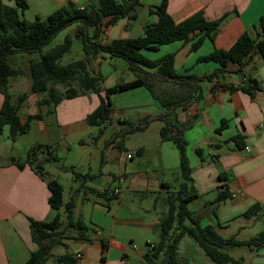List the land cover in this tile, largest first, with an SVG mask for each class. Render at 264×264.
I'll return each instance as SVG.
<instances>
[{"label": "crops", "instance_id": "1", "mask_svg": "<svg viewBox=\"0 0 264 264\" xmlns=\"http://www.w3.org/2000/svg\"><path fill=\"white\" fill-rule=\"evenodd\" d=\"M3 1L10 5L13 0ZM25 1L23 18L34 21L45 19L69 3L83 10L98 0ZM160 2L139 0L133 20L118 19L96 40L107 44L113 39L141 37L145 26L157 20L151 11ZM166 4L174 23L196 13H202L206 21H219L211 40L206 38L194 52L190 51L192 40L174 41L157 50H140V55L150 61L173 55L174 70L179 75L211 74L219 65L197 59L214 49H228L245 32L252 38L258 37L259 29L255 26L264 17V0H166ZM91 31L88 30L89 36ZM82 57L81 51L78 59ZM8 59L11 67L19 71L9 78L8 93L15 90L16 94H26L20 111L25 107L28 111L25 117L19 111L21 123L28 115L41 116L29 123L26 134H36L29 148L42 144L52 146L56 155L61 149L75 154L67 164L73 178L80 181L78 189L67 190L65 201L63 188V202L74 199L73 218L80 219L85 230L63 234V245L54 247L44 264H61L55 257L64 253L75 259V264H147L145 257L150 246L158 242L167 196L178 191L182 182L177 149L173 152L167 146L170 141L160 140L164 121L159 117L167 113L165 109L140 86L119 92L120 96L112 95L110 122L91 127L86 117L99 104L96 94L87 92L62 99L57 105L39 106L44 95L30 91L29 75V60L38 59V54L12 53ZM87 68L101 78L102 89L147 73L152 76L155 96L168 100L178 89L172 82L155 77L154 70L141 67L131 72L125 61L103 54L92 59ZM237 68V64L229 62L226 72L200 84L198 100L174 107L169 116L181 125L190 168L186 194L191 199L187 210L200 226H212L221 238L246 241L264 230V209L251 217L243 215L254 205L264 206V60L254 56L241 73L235 72ZM249 80H255L259 86L251 94L229 89L245 86ZM2 99L0 94V107ZM116 112L122 118H115ZM145 118L149 122L142 131L127 132ZM127 154L134 155L128 159ZM15 161L18 160L9 148L5 152L0 150V264H23L36 249L30 221L49 220L52 210L46 183L57 181L54 174H47L45 164L40 177L28 164L19 168ZM223 192L225 197L219 199ZM78 235L82 237L72 239ZM60 247L62 250L56 251ZM246 249L248 258L235 259H242L245 264H264V248ZM177 259L181 264H215L186 236L178 243ZM160 261L158 258L151 264Z\"/></svg>", "mask_w": 264, "mask_h": 264}, {"label": "trees", "instance_id": "2", "mask_svg": "<svg viewBox=\"0 0 264 264\" xmlns=\"http://www.w3.org/2000/svg\"><path fill=\"white\" fill-rule=\"evenodd\" d=\"M138 4L139 0H127L126 3L115 0H98L94 5L79 10L69 3L43 20L36 18L34 21H27L23 18V12L27 8L25 0H13L10 5L0 0V94L3 98L0 107V131L7 125L9 138L15 141L18 134L28 132L30 121L41 117L40 114L28 115L24 123L20 121L19 111L26 101V94L19 95L16 101L12 102L8 93L9 78L19 73L9 63L8 58L12 53L38 54V59L29 60V75L30 91L44 95L38 102L39 106L57 105L62 99L73 98L87 92L96 94L99 104L86 117V122L91 127L110 122L112 116L110 97L112 95L144 86L167 112L159 117L164 121V126L159 132L160 140L172 142L177 149L178 169L182 179L178 191L167 196V210L160 223L158 242L152 249H149L145 263L151 264L154 260L161 258L160 264H181L177 259L178 243L182 237L186 236L192 239L205 256L215 264H245L242 259L231 257L227 252L228 249L233 247H246L254 251L262 249L264 248V231L246 241H238L233 237L223 239L212 226H200L198 221L191 216L186 208L191 196L186 194V182L190 168L185 153V143L181 139V125L177 124L169 113L176 106L198 100L201 93L200 84L211 81L212 78H217L226 72L229 62L237 64L238 68L235 72L241 73L242 67L254 56H259L264 60V17L260 18L255 26L259 29L258 37L252 38L245 32L228 49H214L210 54L198 58L197 62L211 61L217 63L219 67L209 75L196 77L177 74L171 54L150 61L141 56L139 52L142 49L157 50L159 46L174 41L188 40H192L190 51H196L206 38L211 40V33L219 24V21H206L202 13H196L180 23H174L167 12L166 0H161L151 11L156 15L157 20L145 26L141 37L113 39L107 44H101L96 40L118 19L126 17L133 20L134 10ZM73 24H77L74 35L79 38L83 57L61 65L60 59L71 48V37L66 35L61 43L47 49L45 47L60 31ZM89 29L92 30L90 36L88 35ZM100 54L107 55L110 59L125 61L131 72L141 67L154 70L155 77L162 81L172 82L178 86V89L168 100L155 96L152 90V76L148 73L137 76L133 81L119 82L113 87L102 89L101 78L91 74L87 68L90 61ZM56 85L63 87L64 91L61 95H57L54 89ZM229 89L251 94L258 90L259 86L255 80H249L245 86H229ZM148 122L149 118H145L138 125L129 127L127 132L142 131ZM41 154L45 156L40 158ZM53 161H58L54 148L36 144L28 149L23 161H15V164L19 168L28 164L36 174L43 177L41 172L43 165ZM46 185L49 190L48 205L55 213L48 221H30L31 240L36 244V249L29 253L23 264L46 263L52 256L54 247L63 245L64 223L68 228L78 231V234L79 231L85 230L81 220L73 218L74 199L70 198L66 203L63 202L62 185L56 180H49ZM224 197L225 192L219 196V199ZM260 209H264V206L254 205L243 215L251 217L256 215ZM81 237L73 236L72 239ZM55 260L61 264H75V259L67 253L56 256Z\"/></svg>", "mask_w": 264, "mask_h": 264}, {"label": "rangeland", "instance_id": "3", "mask_svg": "<svg viewBox=\"0 0 264 264\" xmlns=\"http://www.w3.org/2000/svg\"><path fill=\"white\" fill-rule=\"evenodd\" d=\"M77 25L73 24L71 26L66 27L65 29H63L62 31H60L55 37L54 39L50 42L49 45H47L45 48H49L52 47L54 45H57L59 43H61L64 39V37L66 35L70 36L72 39V45L71 48L69 50V52H67L61 59H60V63L61 64H65L71 60H76L78 59L79 55L81 54V44L80 42L76 39L75 37V29H76ZM112 35V34H111ZM112 37V36H110ZM74 86L76 85L75 83H72ZM55 91L57 93L62 92L63 93V87L61 85H56L54 87ZM15 90L9 91V94L11 96V101L15 102L16 98L21 95V93L19 92V94ZM119 94L122 93H118V96H120ZM120 98V97H118ZM117 103H119V99H116ZM28 111V108L25 107L23 108V110L20 111V116L21 117H25L26 112ZM115 118H122L119 112H116L114 115ZM36 137V134L32 131V133L29 134H18L15 137V143L14 141H11V139L9 138V128L8 126H4L1 131H0V150L1 152H5L6 148L10 149V153L11 155H13L15 157V159H17L18 161H23L25 159V156L27 154L28 148L31 145V143L34 141ZM170 148L173 149V152H176V148L173 145L172 142L168 143ZM75 156V154H69L65 149H61L57 152V157H58V161L56 163L54 162H47V164L45 163V171L47 172V174H54L55 175V179H57V181H59L61 183V185L64 188V201L66 200V195H67V190H69L70 187L79 188V182L73 178V174L70 173V170L68 168V164L67 162L69 161L70 157ZM66 169V170H63ZM63 210V209H62ZM62 210H60V212H62ZM54 211H52V215H50L49 220L52 219L53 215H54ZM260 226L257 224V227ZM73 229L68 228L65 223L63 226V234H66L65 236H68L69 234H71ZM262 231L263 228L261 229ZM261 231V232H262ZM257 233V232H255ZM254 236H258L257 234H254ZM225 237V236H224ZM62 247L57 248L56 251H61ZM56 251L54 253H56ZM229 255H231L233 258L236 257H243V258H248V252L247 249L244 247H234L231 250L228 251Z\"/></svg>", "mask_w": 264, "mask_h": 264}, {"label": "built area", "instance_id": "4", "mask_svg": "<svg viewBox=\"0 0 264 264\" xmlns=\"http://www.w3.org/2000/svg\"><path fill=\"white\" fill-rule=\"evenodd\" d=\"M79 10H82V9H81V8H79ZM133 155H134V154H127V155H126V158H128V159H129V158H131ZM115 192L117 193V190H115ZM153 246H154V245H151V246H150V249H152V248H153ZM76 257L78 258V257H80V255H76Z\"/></svg>", "mask_w": 264, "mask_h": 264}]
</instances>
